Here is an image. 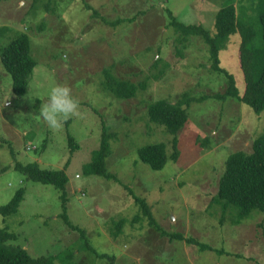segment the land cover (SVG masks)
Wrapping results in <instances>:
<instances>
[{
	"label": "rangeland",
	"instance_id": "obj_1",
	"mask_svg": "<svg viewBox=\"0 0 264 264\" xmlns=\"http://www.w3.org/2000/svg\"><path fill=\"white\" fill-rule=\"evenodd\" d=\"M225 1L0 2V27L8 28L0 38V54L10 39L24 33L35 61L20 95L12 92L10 76L0 62V206L18 188L24 190L17 210L0 214V229L15 234L14 240L3 243L19 244L32 256H54L52 264H264V212L254 209L236 222L234 206L222 213L219 205L209 204L226 156L234 150L250 151L253 139L264 131V110L256 113L235 97L192 102L176 135V161L168 158L164 168L153 170L136 155L139 146L156 142L165 144L168 157L173 151V136L148 121L147 103L173 102L182 92L220 93L226 87L224 76L209 70L203 39L190 35L179 41L164 8L182 23H197L213 32L215 12ZM229 1L237 17L254 18L251 0ZM141 6L146 8L143 14L138 13ZM125 16L135 18L110 24ZM238 42V33L230 34L218 59L241 93ZM105 72L117 80L144 81L145 88L132 97H117L107 86ZM55 84L68 85L79 101V115L58 130L40 116ZM103 128L112 134L107 157L112 177L84 175L83 165L98 147ZM68 130L76 145L73 152ZM16 161L65 170L68 218L85 231L88 244L61 217L60 190L26 180L13 169ZM128 189L145 200L156 225L147 223ZM119 218L125 223L113 237ZM157 227L192 236L223 253L169 240ZM60 251L71 252L67 262L56 255Z\"/></svg>",
	"mask_w": 264,
	"mask_h": 264
},
{
	"label": "trees",
	"instance_id": "obj_2",
	"mask_svg": "<svg viewBox=\"0 0 264 264\" xmlns=\"http://www.w3.org/2000/svg\"><path fill=\"white\" fill-rule=\"evenodd\" d=\"M250 3L252 10L255 12L254 18H248V16L237 17L232 2L226 0L215 12L213 32L207 31L202 25L197 23H182L175 18L169 8H164L169 18L168 25L178 34L179 41H184L190 35H198L203 39L207 46L209 70L216 74H222L226 79V87L220 93L193 96L188 92H182L173 102L159 99L147 103L145 113L148 121L163 126L173 136V151L169 157L166 154L163 142L141 145L136 149L138 160L142 164L147 165L149 169L159 170L164 168L168 158L172 161L177 160L179 152L177 150L176 135L187 120V109L192 102L202 101L209 97L216 99L235 97L243 104L252 108L256 113L264 110V0H251ZM45 5L48 6V3ZM142 8L141 6L138 13L143 14L146 8ZM93 12L98 14L95 10ZM240 12H242V8ZM134 18V16L130 18L125 16L110 22V24L115 25L121 22H128ZM104 21L108 22L107 20ZM7 31L8 28L6 26H1L0 38L5 36ZM235 32L239 35L237 64L244 83L241 93L235 87L232 75L221 68L218 59V51L223 47L228 36ZM0 62L10 76L12 92L15 95L22 94L26 87L27 78L35 65L34 59L29 54V42L26 34L20 33L7 42L0 54ZM104 74L108 88L117 97H132L136 94L137 90L145 88L144 81L132 83L127 80H117L108 72ZM67 136L70 151L73 152L76 145H74L75 141L69 130L67 131ZM111 136L112 134L106 132L103 128L98 147L92 151L90 160L83 165L82 173L84 175L94 174L105 178L112 177V175L107 173V157L111 151L109 141ZM13 169L22 174L26 180L50 184L59 189L63 203L61 217L64 219L66 225L78 231V234L80 233V236L85 239V244H88L85 231L72 224L68 218L67 203L69 198L67 186L69 176L65 170L42 169L35 161L25 162V164H20V162L16 161ZM23 192V188H18L10 199L0 206V214L2 216H7L17 210L18 204L23 197ZM128 193L134 198L140 214L146 217L147 223L149 225H156L152 212H150L148 205L144 202L145 200L135 196L131 189H128ZM211 203L219 205L222 213L229 208V205L234 206L237 209L233 217L236 222L248 216L254 209L264 212V131L253 139L250 151L234 150L226 156L223 170L217 180L215 193L211 197L209 204ZM137 220L138 215H134L133 221ZM124 223V218H119L114 223L113 237L119 235ZM157 228L161 231L160 234L166 235L169 240H185L188 244L198 246L200 250L207 249L217 254L223 253L221 249L213 248L192 236L184 237L179 232H168L160 227ZM14 239V233H8L4 229H0V264H52L54 256H32L19 244L3 243L6 240ZM90 248L94 252L96 251L94 248ZM70 254L71 252H67L66 254L64 252H57L56 255L64 258V261L67 262ZM98 255L100 257L108 256L106 253ZM232 255L238 256L237 254Z\"/></svg>",
	"mask_w": 264,
	"mask_h": 264
},
{
	"label": "clouds",
	"instance_id": "obj_3",
	"mask_svg": "<svg viewBox=\"0 0 264 264\" xmlns=\"http://www.w3.org/2000/svg\"><path fill=\"white\" fill-rule=\"evenodd\" d=\"M79 115V101L71 94L66 84L51 87L47 100L40 107V116L53 130L63 126L64 121Z\"/></svg>",
	"mask_w": 264,
	"mask_h": 264
}]
</instances>
